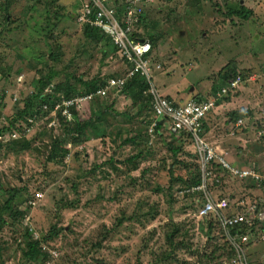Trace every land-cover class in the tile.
Segmentation results:
<instances>
[{"label":"rangeland","instance_id":"rangeland-1","mask_svg":"<svg viewBox=\"0 0 264 264\" xmlns=\"http://www.w3.org/2000/svg\"><path fill=\"white\" fill-rule=\"evenodd\" d=\"M35 1L14 0L13 6H9L10 19L14 21L8 24L2 21L0 11V95H4L6 102L0 109L2 120L11 117L17 103L33 92L39 70L62 73L65 76L59 75L55 82H63L66 77L86 80L116 75L125 69L109 44L103 41L93 46L84 40L77 18L80 0H56L54 5H50L51 0H40L33 9ZM122 2L116 0L119 5ZM148 3H152L150 7ZM148 3L144 16L147 29L160 33L163 42L152 52L159 59V66L151 69L160 94L183 103L208 100L212 96L211 87L222 83L217 75L225 66L234 61L241 63L240 69L252 70L249 77L242 78L236 92L227 96L229 102L213 110L220 117L219 127L203 138L231 163L264 170V0H148ZM238 4L253 9L255 14L245 24L236 20L235 27L236 23H229L218 11L227 12ZM58 6L59 11L55 9ZM46 27L52 29L53 38L43 34L42 28ZM8 28L13 32L5 33ZM56 44L61 45L63 52L58 62L48 58ZM116 94L96 99L83 115L87 120L93 111L101 116L109 109L117 116L112 126L105 132H87L84 140L87 144L76 146L64 139L62 149L68 154L62 162L55 155V160H46L51 142L62 135L58 131L53 136L46 128L28 140V150L14 153L7 146L0 151V185L5 189L24 188V197L36 195L37 199L26 215L28 220L24 218L20 223L9 220L1 229L3 264H31L24 262L26 240H40L52 225L64 231L57 239L42 243L47 260L32 264H153L171 251L165 238L174 226L180 228L174 243L182 241L192 246L176 251L178 257L170 258L168 264L175 257L180 263L174 264H185L183 261L230 264L229 248L224 244L218 223L212 220V241L207 242V227H202L203 221L195 217L202 197H185L187 193L180 190L181 184L169 180L168 168L175 177H187L184 165H174L172 159L164 168L159 163L163 157L169 159L166 141L170 135L166 128L158 134L152 124L147 127L148 119L153 122L152 114L147 109L138 113L127 97ZM241 109L251 112L253 119L243 117L237 130L235 126L226 127L223 121L227 119V111ZM127 139H134V143L122 145ZM191 142L187 140L184 146L189 154L194 152ZM134 155H139V159L131 165L124 164ZM183 157L179 159L184 162ZM110 159L116 161L117 171L109 174V180L95 178L96 173L93 179L82 175L97 161ZM187 163L194 166L196 160ZM218 177L217 187L211 190L214 195L232 202L245 199L247 203L263 197L251 183L226 174ZM5 199L0 190V203ZM119 218L132 219L115 227ZM25 228L29 230L27 235ZM218 246L223 254L209 258ZM263 249L264 243L250 246V261H260ZM196 253L199 254L194 256Z\"/></svg>","mask_w":264,"mask_h":264},{"label":"trees","instance_id":"trees-1","mask_svg":"<svg viewBox=\"0 0 264 264\" xmlns=\"http://www.w3.org/2000/svg\"><path fill=\"white\" fill-rule=\"evenodd\" d=\"M1 1L2 0H0V3H1L0 11L3 14L2 21L5 24H8L9 21L10 23L13 22L14 20L10 19L11 13H10L9 6H13L14 0L13 1L3 0V2ZM39 1L40 0L35 1V3L32 6L33 9L35 8L37 4H39ZM55 1L56 0H51L50 5H54ZM140 1L143 4L142 11L145 16V12H146L145 8H146L147 0H140ZM116 5H119V4L117 3ZM117 7L121 8V6H117ZM55 9L59 11L61 7L60 6L55 7ZM218 12L221 13V15L224 18L228 19L229 23L230 22L231 23L233 22V24L236 23L235 27L238 26L237 24L238 21L236 22V20H239L240 21L239 23L245 24L246 21L252 15L255 14V11L253 9H249L246 6H243L240 4H238V6H236L235 8H230L227 12H223V11H218ZM80 13H81V10H80ZM118 13H121V9L118 10ZM144 16H142L141 22L134 24L133 32L130 35V37L136 43L139 41H142V42L147 41L150 44V51L146 54L141 55L139 59L134 57L132 61L121 56V54L118 51V48L113 44L109 34L97 28H94L88 24H81L82 35H83L84 40L91 43L93 46H96L97 44H99V42H103V41L107 45L109 44V46L113 48V52H115L118 55V57L121 59V61L124 63L125 69L116 75H112V76L107 75V77L106 76L105 77H93L91 79H86V80H83L81 78H74V77L72 78V80H70L69 77H66L63 82H55L59 75L65 76L62 73H58L57 71H53V70H49L47 72H43L42 70L37 71L35 74L36 79L34 83L35 87H34L33 92H31L25 99H23V101H20L17 103L14 113L11 117H9L7 120L0 119V124H1L0 125V136H3L0 138V151L3 150L7 146L9 150L11 149L12 152L14 153H18L19 151L28 150L30 148L29 146L30 143L28 140L32 136L36 137L39 134L40 130H43L44 128H46L44 125L36 129V131L30 134L29 136L24 135L16 139H10L8 137V134L11 131L20 130V128L24 124L28 125V119L34 118V120L36 119V122H39L40 119H43L42 116L45 115L42 113L44 108H46V110L49 112L50 109L54 108V106L61 105L63 100H72L78 97L91 96V99L89 100V103L87 105V109L89 111V107H90L89 105H91V103L92 105H94L95 103L94 101L96 99H100V98L102 99L108 96L110 93L116 94L119 92L121 93V95L127 97V99L131 101L132 103L131 108H136V111H138V113L140 112L139 110L147 109V111H149V113L152 114L153 122L151 123L150 119H148V123L146 122L147 127L156 121V118L153 113V106H152L154 93L159 94L161 97L166 99L170 104H172V106H174L175 108H178L179 106L187 104L188 102L183 103L181 102V100H177L176 98H173L169 96L168 94L166 95L160 94L154 86L153 76L151 75V69L153 66L158 68L159 65L157 64V62L159 59L154 57L152 52L154 49H157V47L161 46L163 42L160 40L162 38V35L160 33L148 31L147 24L145 23L147 22V19H145ZM42 30H43V34L47 38H50V39L53 38L52 29H49L48 27H46V28H42ZM11 32H13L12 28L10 29L8 28L5 31V33H8V34ZM62 55H63V52H62L61 45L56 44L55 46H53V48H51L48 58L51 61L58 62L61 60ZM253 56L256 57V54H253ZM138 64L144 65V71L141 70L140 68H137ZM240 65L241 63L239 62L235 63L233 61L229 65L225 66V68H223L222 70L218 72V75H217L218 79L220 83L221 82L222 83L219 86L213 85L211 87L212 96L208 100L207 99L206 100L195 99L191 101L197 104H205L207 102L208 103L211 102L213 104V107L205 112V115L201 121L200 136L202 138L205 136L208 137V135L211 133L212 130H215L216 128L219 127L217 125L220 124V117L219 115L218 116L216 115V112H214L216 111L217 107H219L221 103H228L229 99L227 96L229 94L233 95L236 92V89L238 88V85L241 83L242 78L244 80L245 78L249 77V75L252 74V70L243 69V68L240 69L239 68ZM183 68L185 69L184 65H183ZM252 69L254 70L256 68H252ZM110 79H124L125 82L121 88L109 89V91H107L103 96L100 95L98 91L108 90L107 87H108V82ZM21 80L18 82H21ZM232 81H238L236 87L227 90L225 94L221 95V89L225 87L229 82H232ZM4 98L5 97L3 94L0 95V100H1L0 109L4 108V104L6 106V102ZM17 100L18 99H16L13 103L17 102ZM217 101H219L220 104H217L216 103ZM69 111L73 114L72 119H67L65 116L61 115L60 111H57L55 129H50V130H48L47 128L44 129L47 132H51L53 136H57L56 132L58 131L62 133L61 137H58V138L56 137L55 140L53 139V141L51 142L50 151L46 158L48 162L55 160L53 159L54 155L56 158L59 157L58 159L59 162H62L63 158L67 156L68 154L67 151L62 149L64 139L68 138L69 139L68 141H70L72 145H76V146L80 143L87 144L86 141H84L86 138L87 132L89 131H93V132L98 131L99 133L101 131L105 132L107 129H109L110 126H112L113 122L117 118V116L111 113L109 109L107 111L105 110V112L101 116L97 115L96 112L93 111V114L87 120L84 118L83 114L76 113L74 107H70ZM213 112H214V116H212ZM226 116H227V119L226 121H223V124L226 127L228 125L232 127L235 126L236 130L238 129L237 126H240L242 124L241 119L243 117L245 118V116H249L250 119H253L252 113L248 112L247 109L227 111ZM211 118L215 119L216 123H214ZM1 120L3 121L2 123H1ZM48 121L49 120H47L45 123H47ZM166 121L167 120L165 119L163 121L159 119L156 122L155 127L153 128L158 134L160 133L162 128H166V130L168 131V134L170 135V138L168 139V141H166V150L168 151L169 159L166 157H163L159 160L160 161L159 163H161V167L164 168V166L167 165V162L172 159L174 165H182V166L184 165V168H186V171L188 173L187 177H175L173 175L172 169L171 168L167 169L170 182L178 183L179 185L181 184L180 190L184 191V193H187L186 194L187 196L185 197L192 198V197H195L196 195L201 196L200 193L191 191V189L199 186L202 182V172L198 164L197 154L195 152H193V154H189V153H186L184 150L186 141L189 140L191 142L192 137L187 132L170 131L166 127L167 126ZM173 137L175 138V140H173ZM19 142L20 144H17ZM133 143H134V139H127L123 142L122 145L126 146V145L133 144ZM191 143H193V141ZM181 155L185 157L184 162L179 159V156ZM138 159H139V155H134L131 158H128L127 160H125L124 164L131 165L134 163V161ZM191 160H196L195 164L192 163L194 164V166L193 165L190 166L187 163V162H190ZM115 162L116 161H113L111 159L103 163H100L99 161H97V164L93 165V167L88 169V171L86 172L84 171V174L82 175H88L90 178L93 179V177H95L97 174V177L95 178L109 180V174L114 175L113 172L117 171V168L115 167ZM231 164L241 169L249 168V167H244L240 165L237 166L233 163ZM119 165L120 164L116 166L119 167ZM106 168L108 172L107 171L104 172V169ZM252 169H257V167L256 168L252 167ZM257 170L264 172V170L261 168ZM206 171L208 173L206 181H205V184L207 185L206 193L211 195L213 199L214 198L215 199H226L228 202L226 213L228 215L242 212L243 205H240L241 202L246 204V206L250 202V204L252 203L256 204V209L254 212L260 213L264 217V199L263 198L262 200L251 199V201L248 200V203H247L245 199H240V200H237L236 202L235 201L232 202L231 199L229 198L222 197L221 195H214V193L211 190H213L212 189L213 186L217 187V183L219 180L218 176L220 174L228 175V173L221 168V165L215 162H211L207 166ZM228 176L230 177V175ZM245 183H248V182H245ZM251 184L254 185L253 183ZM72 188L75 189V185H73ZM0 190H1V193H3L6 196V199L2 203H0V231L6 225L9 224V220L11 221V223L12 222L20 223L21 220H23L24 218L28 220L26 215L29 214V210L32 207L31 205L33 204V202L37 200V199H34L36 198V195L35 196L33 195L34 198L33 197L26 198L23 195L25 189L16 188L14 186H10L5 189L2 185H0ZM169 191L170 189H168L167 195H169L170 193ZM21 203L23 204V206ZM133 216L139 217L137 214H133ZM151 218L152 219L155 218V215H152ZM131 219L132 218H127V219L119 218L116 221L115 227L121 226L123 221L125 220L130 221ZM198 220L203 221L202 227L203 226L207 227V233H206L207 242L212 241L211 223L214 221L217 224L218 221L212 214L207 215L204 218H201ZM263 223H264V220L259 219L258 217H255L251 221L250 224L242 223L240 225H237L229 229V233L232 236L233 235H236V236L247 235V237H249L246 244L243 247L244 252L247 254V256H248V250L250 246L255 245L257 243L262 244V242H260L261 240L257 239L258 238L257 235L260 232L262 233L264 231ZM218 225L220 226L219 223ZM28 231L29 230L25 228L24 234L27 235ZM63 231L64 230L58 227L57 225H52L48 233L44 235L43 238H41L40 240H32L31 238H28L24 245L26 249L25 252L23 253V257L26 260L24 262L31 263V264L38 263L39 261L45 262L48 258V254L42 251V243L57 239L59 235L62 234ZM222 232L225 237L224 244L228 245V248H229L228 254L231 257L229 258L228 261H230L235 250H234V247L231 245L230 241L227 239V236L223 230ZM179 233H180V228L177 226H174L171 232H169V234L165 238L166 242L168 243V246L171 248V251H169L166 255H163L162 258L155 260L153 264H168L170 262L168 261L170 258H172L173 256H177L176 251L182 248H186V249L191 248L192 246L191 244H188V243L183 244L181 243L182 241H177L176 244L174 243V239ZM183 235H186V233ZM239 240H240V237L238 238V241ZM93 246L99 247L100 245L95 244ZM199 253H196L194 256H197ZM201 253L204 254L203 252ZM221 254H223V251L219 250V246H218V248H214L211 251L208 257L211 258L213 255L214 256L216 255L218 257V256H221ZM164 257L166 258L163 259ZM177 257H175V259L173 258L174 261L171 264L178 263V262L180 263ZM260 257H261L260 262L264 264V250L261 252ZM1 259H2V248L0 247V264H3V261H2L3 259L2 260ZM252 262L250 264H254L257 261L252 259ZM137 263L140 264V262H137ZM181 263L188 264L187 262H184V261Z\"/></svg>","mask_w":264,"mask_h":264},{"label":"built area","instance_id":"built-area-1","mask_svg":"<svg viewBox=\"0 0 264 264\" xmlns=\"http://www.w3.org/2000/svg\"><path fill=\"white\" fill-rule=\"evenodd\" d=\"M81 13L77 17L80 24H88L94 28H97L110 35L113 44L118 48L121 56L132 61L134 57L139 59L143 54L150 51V44L146 42H135L131 39L130 35L133 32L134 24L141 22L143 13V4L140 0H123L121 5H116V0H80ZM121 6V8L117 7ZM118 8V9H117ZM121 9V13L118 10ZM137 68L144 71V65L138 64ZM131 75V73H130ZM124 79H110L108 82V90L98 91L100 95H104L109 89L121 88L124 84ZM238 81L229 82L225 87L221 89V95L225 94L227 90L236 87ZM91 96L78 97L72 100H63L61 105L54 106L48 112L46 108L43 110V119L36 122V119H28V125H23L20 130L11 131L8 134L10 139H16L20 136L30 135L36 131V129L44 125L48 130L55 129L57 111L61 112L62 116L67 119H72L73 114L69 111L70 107L75 108L76 113L85 114L87 105ZM153 113L156 121L152 124V128L155 127L156 122L160 120H167V127L173 132H187L192 137L194 152L197 154V160L202 172V182L199 186L191 189L192 192H198L201 194V202L197 208L195 217L197 219L204 218L207 215L212 214L222 230L234 247V254L230 259V264H250L251 261L247 254L244 252V245L249 237L247 235L236 236L230 235L229 229L240 224H250L251 221L258 217L264 220L263 215L255 213L256 204L250 202L246 206L243 202V211L228 215L226 209L228 202L226 199H213L211 195L206 193L205 184L207 178V166L211 162L218 163L221 168L230 175L231 178L239 179L248 183H253L256 187L264 190V172L257 169L250 168H238L233 166L226 158L225 155L219 153L211 145L200 136L201 121L205 115V112L213 107L211 102L205 104H197L188 102L185 105L175 108L166 99L159 94L153 95ZM49 120L47 123H45ZM3 136H0V138ZM263 185V186H262ZM250 204V205H249ZM261 233V232H260ZM257 235V239L264 243V231ZM240 240L238 241V238ZM254 264H262L260 261Z\"/></svg>","mask_w":264,"mask_h":264},{"label":"crops","instance_id":"crops-1","mask_svg":"<svg viewBox=\"0 0 264 264\" xmlns=\"http://www.w3.org/2000/svg\"><path fill=\"white\" fill-rule=\"evenodd\" d=\"M149 2H151V0H149ZM147 3H148V0H147ZM152 3H148V7H150V5H151ZM147 5V4H146ZM217 147V146H216ZM219 148V147H218ZM220 149V148H219ZM193 150H194V148H193ZM257 169H260V168H258L257 167ZM256 187V186H255ZM256 189L258 190V191H260L262 194H263V199H264V190L262 189V188H258V187H256ZM262 198L260 199V200H262ZM263 243V242H262ZM264 250V249H263ZM254 260V259H253Z\"/></svg>","mask_w":264,"mask_h":264},{"label":"clouds","instance_id":"clouds-1","mask_svg":"<svg viewBox=\"0 0 264 264\" xmlns=\"http://www.w3.org/2000/svg\"><path fill=\"white\" fill-rule=\"evenodd\" d=\"M40 126H42V125H40ZM257 262H259V261H257Z\"/></svg>","mask_w":264,"mask_h":264}]
</instances>
